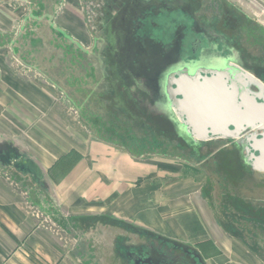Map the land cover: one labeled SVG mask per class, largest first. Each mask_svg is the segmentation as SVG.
Listing matches in <instances>:
<instances>
[{"label":"crops","instance_id":"0c3cea01","mask_svg":"<svg viewBox=\"0 0 264 264\" xmlns=\"http://www.w3.org/2000/svg\"><path fill=\"white\" fill-rule=\"evenodd\" d=\"M231 1L264 26V0ZM46 3L0 0V37L24 22L14 9ZM32 73L0 87V154L17 155L0 158V264H122L117 241L131 227L193 247L205 264H264V228L260 246L230 232L203 182L94 137Z\"/></svg>","mask_w":264,"mask_h":264},{"label":"flooded vegetation","instance_id":"af4514ba","mask_svg":"<svg viewBox=\"0 0 264 264\" xmlns=\"http://www.w3.org/2000/svg\"><path fill=\"white\" fill-rule=\"evenodd\" d=\"M160 16L165 17L163 22ZM97 17L107 40L106 82L112 89L105 98L116 115L133 127L176 138L183 153L195 158L205 148L210 156L202 161L212 158L215 168L234 180V185L254 178L259 171L252 168L248 157L259 153L253 140L261 138V130L247 129L238 138L190 141L171 113L165 92L167 76L181 70L201 78L226 70L231 81L233 70L239 67L264 86V52H252L242 45L239 29L244 18L240 11L212 0H103ZM250 88L259 91L255 84ZM16 157L13 152L0 154L6 162ZM234 196L224 197L227 204L218 207L226 218L223 226L243 237L238 223L245 217L252 225L251 233L262 234L264 197L246 201L239 193ZM131 234L136 238L131 239ZM116 253L122 264H205L193 247L137 227L127 229L117 241Z\"/></svg>","mask_w":264,"mask_h":264},{"label":"rangeland","instance_id":"374dc122","mask_svg":"<svg viewBox=\"0 0 264 264\" xmlns=\"http://www.w3.org/2000/svg\"><path fill=\"white\" fill-rule=\"evenodd\" d=\"M77 1L78 8L65 0H47L49 6L46 7L31 4L24 9L13 10L17 18L23 16L25 20L12 38L7 40L5 34L0 37V66L3 67L2 71L6 70L0 72V87L11 77L27 78L32 72L45 76L53 85L46 87L47 94L63 96L77 111L80 124L94 137L118 142L139 158L167 161L169 165L172 164L174 176H189L203 182L206 193L216 194L217 209L220 203L227 204L224 197L230 199L231 196L236 197V193L246 201L263 198L264 173L254 172L251 181L247 179L234 185V180L218 171L212 158H207L210 155L205 148L199 152V158H195L191 153H183V145L176 138L133 127L131 122L116 115L105 98L112 89L106 82H109L105 57L108 54L107 40L97 17L102 10L103 0ZM212 1H222L234 5L237 11H245L231 0ZM240 13L244 18L239 29L242 45L252 52L263 53V24L251 13ZM163 16L159 17L160 22L165 19ZM7 42L12 45L11 49H6ZM13 87L20 93L19 87ZM4 90L1 88L0 93L4 94ZM3 108L4 105H0V112ZM171 113L175 117L173 110ZM205 155L207 159L202 161ZM224 218L221 215L222 222ZM244 218L238 223L243 234L241 238L260 246L262 234L253 235L250 231L252 225ZM129 236L136 238L132 234ZM253 238L257 242L252 241Z\"/></svg>","mask_w":264,"mask_h":264},{"label":"water","instance_id":"95a60500","mask_svg":"<svg viewBox=\"0 0 264 264\" xmlns=\"http://www.w3.org/2000/svg\"><path fill=\"white\" fill-rule=\"evenodd\" d=\"M231 81H228L229 75L226 70L216 71L211 77H202L197 75H188L186 71L181 70L167 76V85L165 92L168 95L170 110H173L176 119L180 125L185 128L187 138L190 141L209 140L218 136L238 138L245 130H261V138L253 140V146L258 149V155L250 153L248 157L251 160V166L254 170L264 172V149L261 147L264 143V86L258 82L252 75L235 67ZM213 78H219L222 84V90L231 93L229 104L234 109L235 117L226 119L221 127L212 128L208 124L200 125L195 121V117L185 110L186 96L182 90V85L187 80H193L197 83H207L213 81ZM255 84L259 91H254L250 85ZM257 112L253 114L252 112ZM240 117H236L237 115ZM232 126V129L229 128Z\"/></svg>","mask_w":264,"mask_h":264},{"label":"bare ground","instance_id":"6f19581e","mask_svg":"<svg viewBox=\"0 0 264 264\" xmlns=\"http://www.w3.org/2000/svg\"><path fill=\"white\" fill-rule=\"evenodd\" d=\"M221 87L219 78H213V81L201 84L193 80L183 83L182 90L186 96L185 110L194 116L195 121H198L200 125L208 124L212 128H219L226 119L235 117L234 109L229 104L231 93L224 92ZM261 147L264 149V143Z\"/></svg>","mask_w":264,"mask_h":264}]
</instances>
